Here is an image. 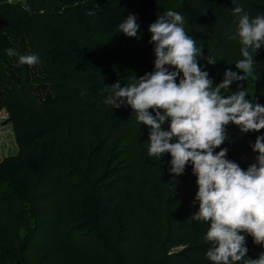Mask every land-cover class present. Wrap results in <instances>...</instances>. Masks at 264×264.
Wrapping results in <instances>:
<instances>
[{
  "label": "trees",
  "instance_id": "trees-1",
  "mask_svg": "<svg viewBox=\"0 0 264 264\" xmlns=\"http://www.w3.org/2000/svg\"><path fill=\"white\" fill-rule=\"evenodd\" d=\"M236 5L250 18L264 15V0H0V112L19 148L0 161V264H212L203 239L210 224L191 219L199 209L192 165L171 174L170 154L148 155L150 128L130 106L105 100L117 81L124 87L154 70L148 28L169 9L185 18L213 86L227 69L243 75L235 67L243 59ZM130 14L140 24L136 38L119 32ZM9 48L37 55L39 63L20 65ZM254 61L253 76L230 90L243 85L246 99L264 106V46ZM94 118L139 133L120 142L95 129L74 134L72 126L88 130ZM225 131L215 151L226 148L227 158L247 170L264 129L242 133L230 123ZM261 252L255 244L244 259Z\"/></svg>",
  "mask_w": 264,
  "mask_h": 264
},
{
  "label": "clouds",
  "instance_id": "clouds-1",
  "mask_svg": "<svg viewBox=\"0 0 264 264\" xmlns=\"http://www.w3.org/2000/svg\"><path fill=\"white\" fill-rule=\"evenodd\" d=\"M23 7L30 11L27 4ZM233 14H240L236 38L243 59L235 67L243 75L227 69L223 80L213 86L198 62L203 51L184 29L185 18L169 9L148 28L152 34L149 43L155 45L154 70L124 87L119 81L111 85L112 94L105 104L131 107L137 120L150 128L148 155L162 159L170 154L171 174L179 176L192 165L198 187L194 203H199V209L191 219L210 224L203 236L209 245L206 258L212 264L242 260L244 264H264V252L257 259H244L248 253L246 235L264 246V135L257 136L251 146L258 155L247 170L227 158L226 148L215 151L227 139L225 129L230 123L242 133L264 129V106L246 99L249 93L243 85L235 92L230 90L234 81L253 76L254 56L264 46V15L250 18L242 5L234 6ZM118 27L125 36L136 38L140 24L130 14ZM6 52L9 57L19 55L12 48ZM204 59L210 65L216 63L214 57ZM18 63L35 66L39 57L19 55ZM165 122L169 123L167 130L162 127Z\"/></svg>",
  "mask_w": 264,
  "mask_h": 264
},
{
  "label": "rangeland",
  "instance_id": "rangeland-1",
  "mask_svg": "<svg viewBox=\"0 0 264 264\" xmlns=\"http://www.w3.org/2000/svg\"><path fill=\"white\" fill-rule=\"evenodd\" d=\"M249 88L251 89V85H249ZM7 117L8 115L5 113V111L0 112V161L6 157L15 156L19 153V148L15 139L14 127L11 122L7 121ZM64 126L65 125L63 124L62 127ZM72 128L75 135H88L89 133L93 132V129L100 132L105 138L107 137V134L108 136L115 134V139H117L119 142L123 140L122 136L139 133L138 131L133 130V127L127 128L125 125L118 127L117 129H112L99 118L93 119L88 130L81 126H72ZM116 142L117 141L115 140V143ZM246 246L248 248L247 257L253 256L255 243L249 239L246 242Z\"/></svg>",
  "mask_w": 264,
  "mask_h": 264
}]
</instances>
